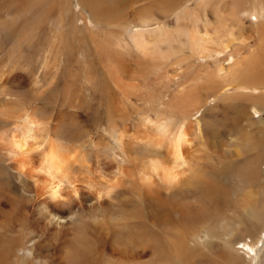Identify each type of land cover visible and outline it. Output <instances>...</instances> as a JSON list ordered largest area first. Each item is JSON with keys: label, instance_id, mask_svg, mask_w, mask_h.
<instances>
[{"label": "bare ground", "instance_id": "1", "mask_svg": "<svg viewBox=\"0 0 264 264\" xmlns=\"http://www.w3.org/2000/svg\"><path fill=\"white\" fill-rule=\"evenodd\" d=\"M78 1L94 18L111 16L94 4L98 0ZM209 3L198 4L206 9ZM242 3L215 0L217 30L227 29V5L225 17L244 24L237 17ZM35 6L34 0H0V28L34 42L27 18ZM261 10L264 0H257L248 15L256 20ZM139 13L144 24L146 12ZM183 14L195 16L187 8ZM247 29L240 27L238 43L243 48L256 36L251 51L225 72L218 67L205 74L207 93L223 95L226 122L220 125L222 147H207L202 155L182 147L188 142L183 126L202 99L198 85L169 101V117H161L154 138L142 139L144 147H125L120 135L117 147H69L55 130L42 137L45 122L38 113H24L16 99L0 101V264H248L239 245L256 252L249 264H264V21ZM174 33L196 55L213 51L210 43L226 47L195 25ZM142 35L136 28L130 39L145 55L149 44ZM154 35L150 50L160 58L158 43L173 38L160 28ZM112 43L120 55L129 46L122 39ZM230 167L234 171L227 172ZM231 181V200L219 198L212 209L213 196L232 190Z\"/></svg>", "mask_w": 264, "mask_h": 264}, {"label": "rangeland", "instance_id": "2", "mask_svg": "<svg viewBox=\"0 0 264 264\" xmlns=\"http://www.w3.org/2000/svg\"><path fill=\"white\" fill-rule=\"evenodd\" d=\"M109 1L98 0L94 4L109 10L111 16L94 18L78 0H63V4L62 0H34L36 6L27 18L33 24L31 33L34 42H30L28 35L21 42L0 28V89L7 94L0 96V101L16 99L24 113H38L37 116L45 122L43 129L46 134L42 137L46 139L55 130L69 147H117L115 141L119 135L125 147H144L142 139L145 143L152 136L154 138L158 124L169 117V101L198 85L195 88H200L198 92L202 99L183 126L188 142L182 147L196 149L197 155L205 151L208 153L207 147H222L224 135L220 125L226 122L223 95L217 93L210 96L207 93L204 87L208 85V78L205 74L207 71L213 73L218 67L225 72L232 61L251 51L256 36L243 48L238 43V36L241 26H245L248 33L247 25L249 27L256 20L264 21L263 10L258 12L256 20L248 15L257 0H242V9L237 12L238 19L244 23L242 25L233 18L225 17L230 5L224 6L222 19H225L231 34L226 28L225 31L216 29L217 20L213 14L215 0H211L206 9L198 4L203 0ZM183 8L194 12V19L189 14L185 16ZM139 12H146L143 15L148 23L140 21ZM177 16L185 19L178 22ZM193 25L213 41L219 38L226 47L210 43L209 48L213 51L196 55L185 45V37L174 33L176 29ZM136 28L149 44L145 55L133 49L130 35ZM157 28L169 31L173 38L168 43L161 41L158 46L155 45L158 48L155 51L161 53L160 58L150 50L153 49L151 45ZM121 39L129 45L123 55L115 51L116 46L112 43ZM228 53H232V57ZM116 57L121 58L120 62L111 63ZM114 65L118 66L114 68ZM203 80L205 83H201ZM116 83L121 84L119 89ZM246 91L257 92L254 89ZM193 103L196 104L195 101ZM163 115L165 118H161ZM231 170L230 167L227 172ZM234 185L235 182L231 181L227 188L232 190L213 196L212 209H217L215 202L219 198L224 203L231 200ZM239 252L248 264L251 263L249 258L256 253L250 251L247 245H239Z\"/></svg>", "mask_w": 264, "mask_h": 264}]
</instances>
